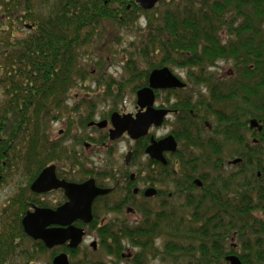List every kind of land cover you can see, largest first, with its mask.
<instances>
[{
    "label": "trees",
    "instance_id": "trees-1",
    "mask_svg": "<svg viewBox=\"0 0 264 264\" xmlns=\"http://www.w3.org/2000/svg\"><path fill=\"white\" fill-rule=\"evenodd\" d=\"M122 31L138 36L120 51L124 70L138 80L134 92L156 68L179 67L193 77L177 89V136L200 151L180 153L176 189L191 191L182 209L141 208L139 223L104 228L102 246L118 258L127 246L136 249L132 264H229L230 254L264 264V0H160L152 10L136 0H0V191L28 177L0 211V264L26 256L19 242L31 239L22 219L32 181L65 154L50 140L51 127L67 115L75 88L107 77L99 74L113 59L109 45L123 42ZM220 61L231 65L225 78L210 70ZM138 62L147 68L139 70ZM252 119L262 130L251 129ZM236 158L242 161L227 165ZM197 177L201 189H193ZM73 264L101 263L86 256Z\"/></svg>",
    "mask_w": 264,
    "mask_h": 264
},
{
    "label": "flooded vegetation",
    "instance_id": "flooded-vegetation-1",
    "mask_svg": "<svg viewBox=\"0 0 264 264\" xmlns=\"http://www.w3.org/2000/svg\"><path fill=\"white\" fill-rule=\"evenodd\" d=\"M164 67H168L176 77H178L181 81L186 84V87L154 90V108L158 110H164L167 113L163 117L161 125L151 126L147 135H144L138 139H133L128 134V132H124L119 138H111V131L114 129V125L112 122V115L114 113H119L122 116L126 114H132L135 116L140 111V107L138 106L137 102L138 90L136 91V101L132 110H126L125 105H123L120 109L118 108V110H112L109 112L104 111L102 114L97 113L95 109H91L88 116H86V129L91 130V132L87 135V141L85 142L84 140V149L94 147L96 149L105 150L108 154H110L111 152L112 154H114L113 151L116 146L126 141L129 144L125 148L126 154L124 155V162L126 167L128 166V168H123L119 171L115 169L101 172L94 170L92 174L88 173L87 175H82L76 178L72 173H75L77 170L80 169V163H77V165H75L76 167H73V169H67L66 167L59 168V166H57L55 163L50 164L55 165L56 176L61 181L82 184L90 179H94L97 187L101 189L111 190L109 193L100 194L94 199L92 204L93 218L90 222H86L83 219H77L72 223V225L84 231L82 241L77 247H71V240H68L64 244H60L50 248L47 247L42 240H36L30 237L36 242L37 245L39 243L43 244V246L47 248L48 251H51L52 254L50 258V264H54L55 257H57L61 253H67L69 262L70 264H72V252L98 251L99 244H102L103 241L101 237L102 230L110 225H121L123 223H126V221H129L131 225L139 223V221L142 219L138 213L141 208H144L143 210L146 211V208H150V205H156L159 210H163L167 207H170L172 209L175 208L176 210L178 207L179 209H182L186 205L182 201H184V198H186L191 191L189 190L188 192H183V194L182 192L177 191L176 189L177 185H180L183 177L181 165L182 156L180 155V153H195L200 150L195 147H187L181 140H179L177 136L180 127V120L178 118V116L180 115V104L177 107V103L179 102L178 98H180L181 96L180 91H178L177 89H186L188 87L187 82H189L190 78L193 79V77L186 74V77L188 78L186 81V78H183L181 75L176 74L174 72V67ZM217 78L219 77L217 76ZM165 92H168V94L163 97L162 94ZM202 93H204L205 95L208 94L209 96V91L206 90V88H204V91ZM88 94L91 95L90 92ZM191 94L195 95L198 93L192 92ZM194 99H196V97H194ZM71 110L77 111L75 108H72ZM145 110L146 109H144V111ZM73 118L74 116H64V119L70 121L69 125L74 124L72 122ZM104 121H106V123L100 126L99 123ZM161 130H164L166 132L159 136L157 133ZM170 135L174 137L177 144V149L175 151L165 149L162 153L165 161L152 158L151 155L147 153V148L151 145L152 138L154 137L156 140H161L165 139ZM143 146H145L143 156L145 155L147 159L146 161L142 162V170L140 169L141 171L138 175L139 172H131L129 170V167L131 165L132 158L135 156L136 153L139 152V148ZM80 155V159H82L83 157L87 159L86 155L82 156L81 153ZM129 155L131 156L130 161L128 162L127 156ZM41 172H39V174L34 178L32 184L39 177ZM196 180H200L201 185H198L196 183ZM138 183H140L141 185H137ZM194 183L195 185L193 189L203 188V182L201 178H195ZM171 185L174 190H171L168 187ZM120 187H122L124 198H112L113 194L116 193ZM149 189H155L153 195H147ZM31 191L32 193L30 196V209L28 211H34L37 207L56 210L68 202V197L66 196V192L63 188L51 189L46 192H35L31 188ZM181 197L182 203L177 202V199L180 201ZM110 198L113 201H110ZM177 205L178 207L176 208L175 206ZM105 212L106 214L102 216L101 214ZM108 214L112 215L113 217L109 216ZM131 217H133V219ZM185 221L188 223H193L194 219L187 218L185 219ZM51 226L59 227L60 225L54 224ZM68 226L69 225H65L64 227ZM89 237H91V239L93 240L90 243H86V240ZM126 251H131V248H127L122 253L123 258L127 255ZM130 256L131 254L129 255V257ZM83 258L85 257H82L80 260H82Z\"/></svg>",
    "mask_w": 264,
    "mask_h": 264
},
{
    "label": "rangeland",
    "instance_id": "rangeland-1",
    "mask_svg": "<svg viewBox=\"0 0 264 264\" xmlns=\"http://www.w3.org/2000/svg\"><path fill=\"white\" fill-rule=\"evenodd\" d=\"M140 25L142 27L146 26V20L145 18H141ZM28 29L21 28L19 29V34L24 35L28 33ZM138 37L137 33H127L125 31L121 32L120 38L123 40V42L117 44L109 45L110 52L112 54V60L105 62L106 69L102 74L99 75H105L107 77L100 78L98 81L93 82L91 84V87L84 88L82 85L78 86L72 91V97L68 100V110L66 116H71L73 118V125H69L70 121L67 119H62L61 121L55 122L53 126L51 127V141H56L61 143V147L63 146L65 154L63 155L62 159L60 161L53 162L59 168L66 167L67 169L71 168L73 169V165H69L68 162L71 164L80 163L81 166L79 170H77L75 173H72L74 177H80L82 175H87L88 173L92 174V172L95 171H109L112 169H115L119 171L126 167L124 162V155L126 154L125 148L128 146V142L124 141L116 146L114 149V154L112 152L110 154L107 153V151L102 149H96L94 147H90L88 149H84V143L87 141L88 134L91 132V130L86 129V116H88L91 108L88 106V103H91L94 106L93 109L99 114H102L104 111L109 112L112 110H118V108H122L123 105H125L126 110H132L134 108V104L136 101V92L133 91L134 84L138 83L137 79H132V70H124L123 63H126L124 60V56L120 54L121 50H124L128 47V44L130 41L134 40V38ZM104 51L107 48V45L102 47ZM128 54V52H127ZM97 58V57H96ZM97 61V59H96ZM94 63V62H92ZM138 68L139 70L146 69L147 63L144 62H138ZM210 70L216 72L217 76L219 78H225L227 74L231 71V65L227 62L220 61L217 65V67H213ZM174 72L176 74L181 75L183 78H186L187 81V71L186 69H181L174 67ZM95 78L98 79V76H95ZM108 78H114V80L117 81V83H121L119 87L115 84H110L108 82ZM92 81V80H91ZM188 83V82H187ZM121 87V89H120ZM88 89V90H87ZM113 89V94H109L108 92ZM115 89V90H114ZM121 90V91H120ZM91 93L88 94V93ZM75 94V99H74ZM168 94V92L163 93V97H165ZM85 97V98H84ZM84 98V99H83ZM72 108H76L77 111H71ZM98 114V115H99ZM78 123V124H77ZM81 126H80V125ZM85 125V126H84ZM166 131L161 130L158 131V135L161 136ZM85 140V142H84ZM83 155H86L87 159L85 157L81 158L80 153ZM106 153V154H105ZM139 155V154H138ZM93 156V157H91ZM79 157V158H78ZM147 157L143 154L139 155L135 158V156L132 158L131 165L129 167V170L131 172H139L142 170V162L146 161ZM68 161V162H67ZM229 166H235L236 164H227ZM141 169V170H140ZM28 182V177L25 174H21L19 177L13 178L11 182L6 184L0 191V211L3 210L4 206H8V201L15 195L20 186H25ZM137 185H141L138 183ZM171 190H174L172 185L168 186ZM124 193L122 191V187L119 188V190L113 194L112 198L114 199H121L124 198ZM111 199V198H110ZM110 201H113L112 199ZM177 199V202H181ZM141 202V201H140ZM183 202V201H182ZM181 202V203H182ZM155 206L156 205H151ZM105 213L101 214L102 216L105 215ZM109 216L113 217L112 215L108 214ZM110 217V218H111ZM135 217V216H134ZM133 219V217H131ZM130 223V222H129ZM131 224V223H130ZM111 226V225H110ZM93 237V236H92ZM93 239L89 237L86 240V243H90ZM21 246V250H24L27 254L26 256H22L20 258H17L16 261L20 264L21 262L24 263L27 261V258L29 256H32L31 263L32 264H50L51 262V251H48L46 248V252L41 253L39 250V246L36 244V242L32 239H29L28 241H20L19 242ZM157 246H161L163 244V238H161ZM237 246V245H236ZM127 248H131L130 246H127ZM43 252V251H42ZM136 249L131 248V251H126L127 255L123 258H118L115 255H110L105 247L102 246V244H99L98 251H87V252H79L76 257H71V263L80 260L82 257L88 256L92 261L99 262L101 264H132V256L135 254ZM86 254V255H85ZM131 256L129 257V255ZM21 261V262H20Z\"/></svg>",
    "mask_w": 264,
    "mask_h": 264
},
{
    "label": "water",
    "instance_id": "water-1",
    "mask_svg": "<svg viewBox=\"0 0 264 264\" xmlns=\"http://www.w3.org/2000/svg\"><path fill=\"white\" fill-rule=\"evenodd\" d=\"M160 0H136L144 10H152ZM186 84L176 77L168 67L156 68L152 70L149 76V85L140 88L137 91V102L140 111L134 116L132 114L120 115L114 113L112 122L114 129L111 131V138H119L124 132L133 139H138L147 135L151 126H159L166 115V111L154 108L155 93L154 90L169 88H185ZM144 109H146L144 111ZM106 121L99 123L105 124ZM251 129L257 128L259 131L262 127L257 119L250 121ZM170 149L175 151L177 144L172 135L165 139L156 140L152 138L151 145L147 148V153L152 158L165 161L163 151ZM127 156V161H130ZM242 160L236 158L229 161V164H238ZM201 185L200 180H196ZM35 192H46L51 189L63 188L68 197V202L56 210L48 208H35L34 211H28L22 220V225L26 234L36 240H42L47 247H54L64 244L71 240V247H77L83 238L84 231L72 225L77 219H83L90 222L93 218L92 204L94 199L100 195L109 193L110 189H101L96 186L95 180L90 179L82 184L61 181L55 173V165L47 166L40 173L39 177L31 186ZM155 189H149L147 195H153ZM60 225L51 226V225ZM69 225L68 227H64ZM229 264H244L239 256L230 254L226 257ZM54 264H70L68 254L61 253L54 259Z\"/></svg>",
    "mask_w": 264,
    "mask_h": 264
}]
</instances>
